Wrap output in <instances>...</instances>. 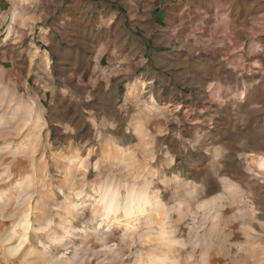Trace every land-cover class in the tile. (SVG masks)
<instances>
[{"label": "rangeland", "instance_id": "1", "mask_svg": "<svg viewBox=\"0 0 264 264\" xmlns=\"http://www.w3.org/2000/svg\"><path fill=\"white\" fill-rule=\"evenodd\" d=\"M261 158L264 0H0V264H264Z\"/></svg>", "mask_w": 264, "mask_h": 264}, {"label": "bare ground", "instance_id": "2", "mask_svg": "<svg viewBox=\"0 0 264 264\" xmlns=\"http://www.w3.org/2000/svg\"><path fill=\"white\" fill-rule=\"evenodd\" d=\"M257 167L260 169V170H264V158H261L260 160H258L257 161ZM134 211V210H133ZM130 212V213H128L127 215L128 216H132L134 213H135V211L134 212Z\"/></svg>", "mask_w": 264, "mask_h": 264}]
</instances>
